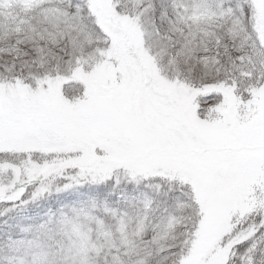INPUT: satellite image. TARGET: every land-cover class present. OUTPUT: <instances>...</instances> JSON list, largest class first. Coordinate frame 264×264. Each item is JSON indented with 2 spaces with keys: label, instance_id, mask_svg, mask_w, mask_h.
<instances>
[{
  "label": "snow or ice",
  "instance_id": "snow-or-ice-1",
  "mask_svg": "<svg viewBox=\"0 0 264 264\" xmlns=\"http://www.w3.org/2000/svg\"><path fill=\"white\" fill-rule=\"evenodd\" d=\"M0 264H264V0H0Z\"/></svg>",
  "mask_w": 264,
  "mask_h": 264
}]
</instances>
